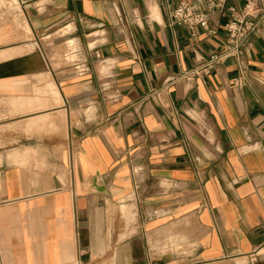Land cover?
<instances>
[{
  "label": "crops",
  "instance_id": "obj_1",
  "mask_svg": "<svg viewBox=\"0 0 264 264\" xmlns=\"http://www.w3.org/2000/svg\"><path fill=\"white\" fill-rule=\"evenodd\" d=\"M176 5L0 0V264H264V23Z\"/></svg>",
  "mask_w": 264,
  "mask_h": 264
},
{
  "label": "built area",
  "instance_id": "obj_2",
  "mask_svg": "<svg viewBox=\"0 0 264 264\" xmlns=\"http://www.w3.org/2000/svg\"><path fill=\"white\" fill-rule=\"evenodd\" d=\"M177 5L170 11V25H183L191 30L198 27L209 29L210 20L217 14L228 12L229 19L224 28L226 31L225 50L212 55L206 62V67L221 64L227 57H237L241 60L249 46L250 40L264 23V0H246L244 6L228 7L230 0H171ZM215 34V31H209ZM240 77L235 79L239 85L245 73L242 62L239 64ZM197 72V71H194ZM188 77L189 73L183 75Z\"/></svg>",
  "mask_w": 264,
  "mask_h": 264
},
{
  "label": "rangeland",
  "instance_id": "obj_3",
  "mask_svg": "<svg viewBox=\"0 0 264 264\" xmlns=\"http://www.w3.org/2000/svg\"><path fill=\"white\" fill-rule=\"evenodd\" d=\"M1 141H3V139H1Z\"/></svg>",
  "mask_w": 264,
  "mask_h": 264
}]
</instances>
